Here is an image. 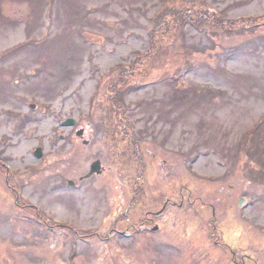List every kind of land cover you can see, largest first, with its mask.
Masks as SVG:
<instances>
[{
	"label": "rangeland",
	"instance_id": "obj_1",
	"mask_svg": "<svg viewBox=\"0 0 264 264\" xmlns=\"http://www.w3.org/2000/svg\"><path fill=\"white\" fill-rule=\"evenodd\" d=\"M263 12L264 0H0V110L19 111L23 115L18 119L0 114V154L9 155V164L21 171L36 162L32 148L39 144L45 145L49 153H66L71 144L59 141L55 128L59 120L67 117L91 122L93 126L102 124L94 148L103 150L108 141L107 130L114 129L108 123L117 121L112 77L123 64L127 65L123 69H129L135 57L148 50L151 35L152 44L166 43L170 53L156 55L155 73L130 72L127 83L152 79L121 95V103L133 106L127 114L133 119L136 132L130 130L129 137L117 128L115 139L109 144L111 148H120L114 168L129 191V199L137 202L123 224L137 222L143 212L158 210L162 206L159 200L173 194L174 187L184 200L181 212L186 217L182 218L184 224L180 223L178 232L186 233L187 228L188 233H193L196 222L203 220L208 224L212 218L204 207L208 196H214L215 201L224 198L217 205H222V210L230 206L231 213L235 212L228 215L222 211L221 215L234 218L240 197L246 195L247 202L241 204L243 218L230 220L223 234L240 244L237 247L247 257V264H264L263 153L256 148L241 152L238 146L264 116V27L240 37L243 28L229 30L247 22V17ZM183 18H187V23L179 29ZM210 38H216L215 48L203 51L202 47L211 45ZM256 47V51L252 50ZM179 55L185 59H179ZM188 64L193 65L189 71ZM177 72L182 76L176 84ZM169 78L174 84H170ZM30 103L36 104L34 110ZM64 131L67 134L68 129ZM258 133L264 138V125ZM252 138L254 144L257 138ZM143 145L156 158L143 154L137 159L134 146L142 152ZM79 153L78 158L85 161L79 171L96 154L107 159L104 153ZM157 158L166 160L160 177L175 173L165 179L164 185L153 181L152 163ZM49 164L54 169L57 163L53 159ZM140 171L144 179L133 188V179ZM30 173L28 176L34 178L36 169L31 167ZM199 175L211 177L212 181H207L205 194L196 192L206 202L195 204V198H188L184 186L199 185L201 190L205 180L199 181ZM54 178H39L24 186L26 199L48 211L64 208L59 213L61 218L49 213L58 219L56 223L94 230L99 217L109 212L111 206L96 203L101 212L97 213L90 209L89 194L67 188L59 192L66 194L63 207L59 206L54 201L58 191L53 189ZM16 183L19 184H13ZM114 185L112 180L97 193L110 195L109 189ZM140 188L142 194H137ZM82 197L88 201H82L81 212L74 213ZM88 210L90 214L85 215ZM41 214L49 215L43 209ZM121 215V211L116 214ZM243 221L245 230L235 226ZM205 223L200 229L204 230ZM0 224V262L5 249L4 264H129L126 255L133 258L132 264H199L202 253L203 261L214 257L192 237L184 240L173 234L172 240L164 231L157 235L148 232L145 236L147 230H143L136 232L134 238L120 237L108 243L96 240L91 246L80 243L81 255L71 260L76 241L71 231L34 220L24 223L22 216L17 220L1 204ZM226 228L236 231L230 234ZM207 231L208 227L199 235ZM160 234L163 235L157 237ZM163 239L171 244L164 245ZM215 256L218 261L229 260L225 252Z\"/></svg>",
	"mask_w": 264,
	"mask_h": 264
},
{
	"label": "trees",
	"instance_id": "obj_2",
	"mask_svg": "<svg viewBox=\"0 0 264 264\" xmlns=\"http://www.w3.org/2000/svg\"><path fill=\"white\" fill-rule=\"evenodd\" d=\"M189 15H190V17L192 16V14H190L189 13ZM187 22V18H183V19H181V21H180V23H179V29H181L184 25H185V23ZM199 24H202V23H204L203 21H199L198 22ZM197 23V24H198Z\"/></svg>",
	"mask_w": 264,
	"mask_h": 264
},
{
	"label": "flooded vegetation",
	"instance_id": "obj_3",
	"mask_svg": "<svg viewBox=\"0 0 264 264\" xmlns=\"http://www.w3.org/2000/svg\"><path fill=\"white\" fill-rule=\"evenodd\" d=\"M171 199H173V197H171ZM170 206L171 208H175V204L172 202L171 205H167L166 207Z\"/></svg>",
	"mask_w": 264,
	"mask_h": 264
}]
</instances>
